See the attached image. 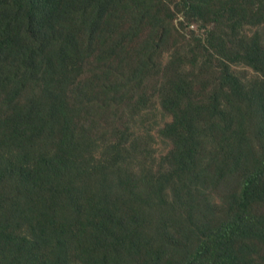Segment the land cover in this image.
<instances>
[{
	"label": "rangeland",
	"instance_id": "obj_1",
	"mask_svg": "<svg viewBox=\"0 0 264 264\" xmlns=\"http://www.w3.org/2000/svg\"><path fill=\"white\" fill-rule=\"evenodd\" d=\"M72 1L0 59V264H180L256 173L264 264V0Z\"/></svg>",
	"mask_w": 264,
	"mask_h": 264
},
{
	"label": "trees",
	"instance_id": "obj_2",
	"mask_svg": "<svg viewBox=\"0 0 264 264\" xmlns=\"http://www.w3.org/2000/svg\"><path fill=\"white\" fill-rule=\"evenodd\" d=\"M15 1L18 4V11L12 13L13 0H0V59L15 44L24 41L30 45V59L36 60L39 53H43L53 41L49 31L57 16L60 0ZM70 2L73 1L68 0V4ZM261 179L262 173H256L245 180L241 193V205L244 209L214 229L210 240L180 264H204L202 261L208 255L213 259L210 264H242L240 256L233 248V242L248 235L247 209L253 201ZM6 231L7 227L0 226L2 240L6 236Z\"/></svg>",
	"mask_w": 264,
	"mask_h": 264
}]
</instances>
